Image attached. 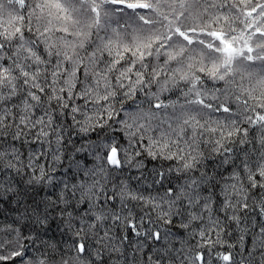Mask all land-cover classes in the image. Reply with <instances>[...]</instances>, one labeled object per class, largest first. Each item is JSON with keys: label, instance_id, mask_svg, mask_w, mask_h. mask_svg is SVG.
<instances>
[{"label": "snow or ice", "instance_id": "1", "mask_svg": "<svg viewBox=\"0 0 264 264\" xmlns=\"http://www.w3.org/2000/svg\"><path fill=\"white\" fill-rule=\"evenodd\" d=\"M0 264H264V0H0Z\"/></svg>", "mask_w": 264, "mask_h": 264}]
</instances>
